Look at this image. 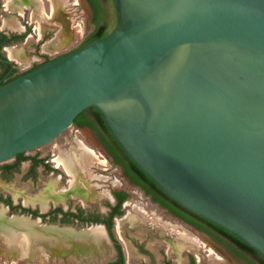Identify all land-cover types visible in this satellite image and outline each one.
I'll return each mask as SVG.
<instances>
[{
    "label": "water",
    "instance_id": "water-1",
    "mask_svg": "<svg viewBox=\"0 0 264 264\" xmlns=\"http://www.w3.org/2000/svg\"><path fill=\"white\" fill-rule=\"evenodd\" d=\"M112 1L109 35L0 84V163L94 106L168 197L264 258V0Z\"/></svg>",
    "mask_w": 264,
    "mask_h": 264
},
{
    "label": "rangeland",
    "instance_id": "rangeland-1",
    "mask_svg": "<svg viewBox=\"0 0 264 264\" xmlns=\"http://www.w3.org/2000/svg\"><path fill=\"white\" fill-rule=\"evenodd\" d=\"M41 8L40 10L26 8L22 13H19L8 8L7 0H0V30L25 33L26 29H30L24 41L6 47L7 49L4 48L6 56H9L10 49L15 52L22 51L23 55L19 60L8 57V59L16 63L20 70L28 68L34 62L31 56L34 54L35 48L44 50V47L42 48L44 42L51 39L63 28L65 31L74 27L78 30L72 48L84 43L85 37L92 31L90 11L81 0H41ZM42 10L51 15L52 18L48 19L40 15L35 16V12L39 14ZM13 19H16L20 25L14 26L8 22ZM39 31L41 36H39ZM39 37H46L43 43L36 41ZM77 148H81L86 152L90 148L96 154L98 153V158H92V164L97 176L101 177L98 182L100 187L96 191L98 198L95 199L99 200L94 204H90L91 206L102 207L101 203L105 200L101 198L108 196L106 188L120 189L129 194L127 202L123 205L122 217H117L114 222V235L122 244L128 264H190L191 258L196 261V264H244L232 256L223 246L218 245L214 240L186 225L168 210L154 203L150 197L130 183L120 171L115 168H110L106 171L107 163L100 156V153L104 154L103 150L90 132H78L72 126L54 141L28 152L27 155L60 153L58 155L64 156L71 151L78 152ZM12 161L8 162L11 163ZM102 161L105 164H102ZM27 167L28 163L22 164V173L15 175L10 182L3 181L0 178V192L10 194L14 204L21 201L24 196H31L29 182L22 178ZM48 178L46 177L44 180L46 181ZM50 179L44 188L47 187ZM62 181L66 182L65 180ZM43 186L40 185V188ZM63 186L67 188V184ZM43 195V192L39 193L36 200L24 197L23 204L26 206L35 205L39 201L40 206L44 199ZM73 202L72 205L78 204L77 201ZM51 203H54V205L63 204ZM84 207L87 208V205H84ZM0 210H5L6 213L7 210L9 211V209L1 205ZM38 224L40 225L39 222ZM105 239V243L98 248L78 252L74 256L65 255L63 257L55 255L52 249L41 248L40 239L37 240L40 244L36 243L35 252L32 251L28 255H15L12 251L4 250L1 247L0 264H103L112 261L116 257L113 243L109 237Z\"/></svg>",
    "mask_w": 264,
    "mask_h": 264
},
{
    "label": "flooded vegetation",
    "instance_id": "flooded-vegetation-1",
    "mask_svg": "<svg viewBox=\"0 0 264 264\" xmlns=\"http://www.w3.org/2000/svg\"><path fill=\"white\" fill-rule=\"evenodd\" d=\"M81 1L87 5V7L90 11V14H91L90 26H92V31H91V33H89L87 35V37H85V41L97 29L96 25L94 24V21H95V18L97 17V14H99V19H100L101 25L104 26L109 33L115 28L117 16H116V12H115V6H114V3L112 0H81ZM111 18L113 19L112 21H111ZM29 30L30 29H26L25 33L7 32V31L0 30V84L1 85L12 81L13 79L21 76L22 74L32 70L33 68H36L42 64L51 62L52 60L63 56L65 54L75 50L76 48L82 46V44H83L82 43L78 47L72 48V45L74 44V42H73L70 47H68L64 50H61L57 53H54V54L46 51L43 48V46H42V48L44 50H37V48H35L33 51L34 54L31 56L32 59H34V62L28 68L20 70L17 67L16 63H14V61L8 59L9 56H6V54L4 53V48L18 44V43H21L22 41H24L25 37L30 32ZM15 34H17V35L26 34V36L24 37L23 40H17V38L15 37ZM39 36H41L40 31H39ZM45 38L46 37H44V38L39 37L38 39H36V41L43 43ZM97 111L98 110L94 106L89 107L88 109H86L85 119L87 122L94 125L98 131H96L95 129H93L91 126H88V125L76 126L75 124H73V126L77 129L78 132H81V131L82 132H90L91 135L94 137L96 142L99 144V146L103 150L104 154L100 153V156L107 163V170L106 171H108L110 168L117 169L118 171L121 172V174L130 183H132L133 185L138 187L143 192V190L137 184H135L131 180V178L126 174L124 167L121 166L120 164L116 163V160H115L113 154L111 153V151L114 152L118 157H120L125 164L127 163V160L124 158V155L122 152L123 149L121 150V148H120L121 146L115 140V138L113 137L111 132L108 129L101 128V127L99 128L98 119H97V115H96ZM104 143L110 148V150H109V148H107V146ZM36 149H38V148H36ZM31 151H33V150H31ZM27 153L21 154L25 157H28V159L23 160L20 163L17 170H12L10 172H4L3 169L0 168V178L3 181L10 182L11 180H13L15 175L22 173V170H21L22 164L28 163V167H27L26 171L23 173L22 178H23V180L29 182V188H30V195L31 196L30 197L24 196V197H28L30 200H36L39 193H41L45 189L44 188L45 184L52 177L56 178L59 176L61 178V181L62 180L67 181L68 180L67 174L62 169L58 168V166H56V164L54 162V157L60 153H57V154L56 153H52V154L48 153L46 155H41V154H39V155H27ZM64 153H62V154H64ZM49 156H51V158H49ZM11 160H13L11 163L6 161V162L0 163V164L1 165L12 164L16 161L15 158H13ZM46 177H49V178L45 181L44 179ZM52 179H50V180H52ZM62 182H64V181H62ZM40 185H44V186L42 188H40ZM106 190L108 191V196L101 198L102 200H105V201H102V203H101L102 207H100V206L99 207H93L90 205L92 203L93 204L96 203L97 200H99V199H97V200L94 199V201L93 200H87L85 202H82L79 199H75L73 197H67V198H65V201L63 202V204L54 205V203L49 202L48 209L45 211L44 210L42 211L41 207L39 206V201H37L35 205H27L26 206L23 204V198H24L23 197L21 201H18L17 204H14L12 196L10 194H4L3 192H0V205L2 206V204H3L5 206H7L9 208V211H8L9 213L26 214V215L31 216L32 218H40L43 223H47V224H59V225H63V226H72V227L77 228V229H83V228L86 229V228H88V226H91V225H102L105 227V229L108 233H109V230H110L111 225H112L111 230L114 233L115 219L117 217H122V215H123V214L122 215L117 214V212L119 211L117 206L119 204L120 197H118L116 194L117 193H124V194L128 195V198H129V194L125 191L120 190V189H107L106 188ZM146 196H148V195H146ZM128 198L121 203L120 210L122 212H123V205L125 202H127ZM8 199L11 200V206L5 203V201ZM73 201H77L78 204L72 205L74 203ZM153 202L158 204L155 201H153ZM84 205H87V208L84 207ZM158 205L161 206L160 204H158ZM17 206H21V208L31 209L32 211H37L39 216L34 217L30 213H23L21 208L18 211L14 210V208ZM56 209H60V212L56 211ZM40 215H47L45 218L46 220H43L42 216H40ZM54 218L56 220L54 222H51L50 219H54ZM179 220H181V219H179ZM182 222L185 223L186 225L194 228L195 230H197L195 227L187 224L186 222H184V221H182ZM197 231H199V230H197ZM199 232H201L204 235H206L207 237H209L204 232H202V231H199ZM210 239H212V238H210ZM218 245H220V244H218ZM113 246H114V244H113ZM114 248H115V246H114ZM122 249H123V247H122ZM115 251H116V257H117V250L115 249ZM123 251H124V249H123ZM116 257H115V259H116ZM115 259H113L112 261H114ZM125 260H126V257H125ZM112 261H109V262H112ZM109 262H107V263H109ZM107 263H105V264H107ZM194 263L196 264V261H194ZM126 264H127V262H126Z\"/></svg>",
    "mask_w": 264,
    "mask_h": 264
},
{
    "label": "bare ground",
    "instance_id": "bare-ground-1",
    "mask_svg": "<svg viewBox=\"0 0 264 264\" xmlns=\"http://www.w3.org/2000/svg\"><path fill=\"white\" fill-rule=\"evenodd\" d=\"M10 10L22 13L26 8L40 10L41 0H7ZM51 19L52 16L42 10L39 14ZM10 24L19 26L16 20H9ZM76 28H68L56 33L55 37L44 43L43 47L48 52H54L71 43L77 36ZM22 51L9 50V56L15 59L22 57ZM54 157L58 168L62 169L68 176L64 183L58 176L49 181L44 189V199L40 204L41 210L48 209L49 202L63 203L66 196H73L82 202L98 198L97 189L101 179L93 168L92 158H98L97 154L90 148L88 153L81 148ZM105 164L104 161L101 162ZM67 184V188L65 185ZM5 210H0V248L12 251L13 254H30L35 252L37 240H41V248L52 249L57 256H74L78 252L93 250L105 243L106 234L101 226H92L80 231L72 227L40 226L39 221H33L25 216L7 217ZM23 237L27 238L24 239ZM37 241V242H36ZM1 248V249H2ZM30 249V251H29ZM29 251V253H28ZM6 253V251H5ZM8 253V252H7Z\"/></svg>",
    "mask_w": 264,
    "mask_h": 264
},
{
    "label": "trees",
    "instance_id": "trees-1",
    "mask_svg": "<svg viewBox=\"0 0 264 264\" xmlns=\"http://www.w3.org/2000/svg\"><path fill=\"white\" fill-rule=\"evenodd\" d=\"M94 24L97 27L96 31L91 36H89L82 45H84L86 42L92 39H95V38L101 39L109 35V32L100 23L99 14H97ZM25 36L26 34H22V35L15 34V37L17 38V40H23ZM85 115H86V110L77 116V118L74 121V124L76 126L88 125V126H91L93 129H95L96 131H98L94 125L86 121ZM96 115L98 119L99 128L101 127V128L108 129L98 111L96 112ZM107 148L109 147L107 146ZM122 152H123L124 158L127 160L126 164L122 161L120 157H118L114 152L111 151V153L113 154L116 160V163L124 167L126 174L131 178V180L135 184H137L143 190V192L146 195H148L153 201L160 204L163 208L167 209L170 213H172L173 215H175L182 221L195 227L197 230L202 231L205 234H207L210 238H212V240H214L215 242L223 246L232 256H234L235 258H237L244 264H264V258L262 257V255L258 251H256L255 249H253L252 247L244 243L237 236L211 223L210 221L204 219L203 217H200L188 211L187 209L179 205L177 202L172 200L170 197H168L158 187V185L154 183V181L150 177H148L144 172H142L138 168V166L134 163V161L130 159L123 150ZM15 159L16 161L12 164H3V165L0 164V168L3 169L4 172H10L12 170H17L20 163L23 160H27L28 157H25L23 155H17ZM116 195L120 197L119 204L117 206L119 211L117 212V214L122 215L123 212L120 210V206H121V203L128 198V195L124 193H117ZM5 203L11 206L10 199L6 200ZM20 208L21 206H17L14 208V210L18 211ZM21 210L23 213H30L34 217L39 216L37 211H32L31 209L21 208ZM56 211L60 212V209H56ZM40 216H42L43 220H46L45 218L47 215H40ZM55 220H56L55 218L50 219L51 222H54ZM111 228H112V225H111ZM111 228L109 230V234L111 236V240L115 246V249L117 250V257L114 261L109 262L107 264H126L124 251L122 249V244L115 237ZM190 264H195L194 259L191 258Z\"/></svg>",
    "mask_w": 264,
    "mask_h": 264
},
{
    "label": "crops",
    "instance_id": "crops-1",
    "mask_svg": "<svg viewBox=\"0 0 264 264\" xmlns=\"http://www.w3.org/2000/svg\"><path fill=\"white\" fill-rule=\"evenodd\" d=\"M69 29H70V28H69ZM55 35H56V34H55ZM55 35H54L51 39H53V38L55 37ZM51 39H49V40H51ZM75 39H76V38H75ZM75 39H74L71 43L65 45L64 47L58 49L57 51L50 52V53H53V54H54V53H57V52H59V51H61V50H64V49L70 47V46L72 45V43L75 41ZM49 40H47V41H49ZM47 41H46V42H47ZM18 60H19V59H18Z\"/></svg>",
    "mask_w": 264,
    "mask_h": 264
}]
</instances>
